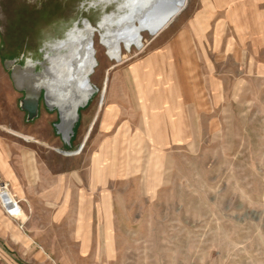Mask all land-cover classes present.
Wrapping results in <instances>:
<instances>
[{
	"label": "rangeland",
	"instance_id": "rangeland-1",
	"mask_svg": "<svg viewBox=\"0 0 264 264\" xmlns=\"http://www.w3.org/2000/svg\"><path fill=\"white\" fill-rule=\"evenodd\" d=\"M102 14L0 0V264H264V0H189L121 62L96 33L71 128L45 87L31 115L17 69Z\"/></svg>",
	"mask_w": 264,
	"mask_h": 264
},
{
	"label": "bare ground",
	"instance_id": "bare-ground-1",
	"mask_svg": "<svg viewBox=\"0 0 264 264\" xmlns=\"http://www.w3.org/2000/svg\"><path fill=\"white\" fill-rule=\"evenodd\" d=\"M112 3H116V7L108 12L107 7ZM188 4L189 0H89L90 7L102 8L98 26L87 18L76 21L62 37L46 43L45 69L36 80L32 79L33 73L29 77L25 75L33 72L36 66L32 61L25 72L17 69L15 78L20 86H27L30 101H34L45 87L49 104L59 106L64 130L68 131L76 119L78 107L86 104L97 90L92 84V76L99 67L96 33L101 35L109 58L121 62L125 47L130 52L134 48L143 50L146 36L156 37L167 29ZM109 74L108 69L100 106L104 103ZM26 137L35 140L33 136ZM5 200L13 215L22 212L14 198L7 197Z\"/></svg>",
	"mask_w": 264,
	"mask_h": 264
},
{
	"label": "water",
	"instance_id": "water-1",
	"mask_svg": "<svg viewBox=\"0 0 264 264\" xmlns=\"http://www.w3.org/2000/svg\"><path fill=\"white\" fill-rule=\"evenodd\" d=\"M18 69L21 70L20 68H18ZM15 80H16V78H15ZM16 82H17V80H16ZM17 85L19 88H21L23 86V85L20 86L18 84V82H17ZM27 90H28V88H27ZM39 96H40V94L37 97H35V99H33L34 101H30L29 100V92H28L27 109L30 111L31 115H34L37 111L38 104H39Z\"/></svg>",
	"mask_w": 264,
	"mask_h": 264
},
{
	"label": "crops",
	"instance_id": "crops-1",
	"mask_svg": "<svg viewBox=\"0 0 264 264\" xmlns=\"http://www.w3.org/2000/svg\"><path fill=\"white\" fill-rule=\"evenodd\" d=\"M161 79L162 78H160V79L158 78L157 81H162ZM158 95H159V98L160 99H163V96L160 94V92H158ZM111 105H112L111 107H113L114 106V102ZM165 124H167V118H165ZM164 138H167V137L165 136ZM2 167H6V166L5 165H2Z\"/></svg>",
	"mask_w": 264,
	"mask_h": 264
},
{
	"label": "built area",
	"instance_id": "built-area-1",
	"mask_svg": "<svg viewBox=\"0 0 264 264\" xmlns=\"http://www.w3.org/2000/svg\"><path fill=\"white\" fill-rule=\"evenodd\" d=\"M2 188H3V189H5V188H6V186H3Z\"/></svg>",
	"mask_w": 264,
	"mask_h": 264
}]
</instances>
